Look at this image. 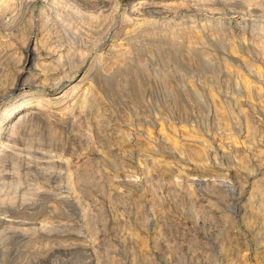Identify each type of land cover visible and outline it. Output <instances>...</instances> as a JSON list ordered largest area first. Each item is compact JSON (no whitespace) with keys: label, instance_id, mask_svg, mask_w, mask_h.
I'll return each mask as SVG.
<instances>
[{"label":"rangeland","instance_id":"obj_1","mask_svg":"<svg viewBox=\"0 0 264 264\" xmlns=\"http://www.w3.org/2000/svg\"><path fill=\"white\" fill-rule=\"evenodd\" d=\"M0 264H264V0H0Z\"/></svg>","mask_w":264,"mask_h":264},{"label":"bare ground","instance_id":"obj_2","mask_svg":"<svg viewBox=\"0 0 264 264\" xmlns=\"http://www.w3.org/2000/svg\"><path fill=\"white\" fill-rule=\"evenodd\" d=\"M35 42V41H34ZM34 43H33V41L32 40H29L28 41V45L30 46V45H33ZM35 45H36V43L34 44V47H35ZM26 46H27V44H26ZM34 52V51H33ZM25 56V55H24ZM25 59V60H24ZM23 60L25 61V63H28V61H32L33 63L36 61V55L35 54H28V55H26L25 57H23ZM35 66V65H34ZM36 67V66H35ZM33 71H34V69H33ZM21 77V76H20ZM25 78V77H24ZM19 79V78H18ZM26 79V78H25ZM24 79V80H25ZM45 82V81H44ZM22 86V85H21ZM25 87V86H24ZM23 95V94H22ZM63 99V98H62ZM38 101H40V100H38ZM37 101V102H38ZM40 102H43V101H40ZM39 103V102H38ZM36 104V103H35ZM46 104V103H45ZM41 106V104H39V107ZM43 106V105H42ZM18 106H16V108H17ZM22 107V106H21ZM12 112V110H10L9 111V113H11ZM22 112V111H21ZM9 113L7 114V118L10 116L9 115ZM5 117V118H6ZM6 118V119H7ZM10 124V123H9ZM2 127V126H1ZM10 127V126H9ZM2 129V128H1Z\"/></svg>","mask_w":264,"mask_h":264}]
</instances>
